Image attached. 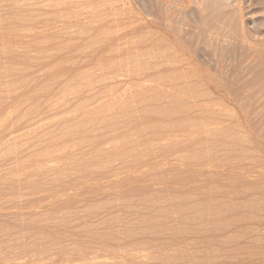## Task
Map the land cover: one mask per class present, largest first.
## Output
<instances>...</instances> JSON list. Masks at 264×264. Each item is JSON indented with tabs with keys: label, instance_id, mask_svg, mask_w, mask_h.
<instances>
[{
	"label": "rangeland",
	"instance_id": "374dc122",
	"mask_svg": "<svg viewBox=\"0 0 264 264\" xmlns=\"http://www.w3.org/2000/svg\"><path fill=\"white\" fill-rule=\"evenodd\" d=\"M259 2L0 0V264H264Z\"/></svg>",
	"mask_w": 264,
	"mask_h": 264
},
{
	"label": "bare ground",
	"instance_id": "6f19581e",
	"mask_svg": "<svg viewBox=\"0 0 264 264\" xmlns=\"http://www.w3.org/2000/svg\"><path fill=\"white\" fill-rule=\"evenodd\" d=\"M261 2H259V4L260 3H264V0H260ZM234 2H236V1H234ZM186 3V2H185ZM187 3H188V1H187ZM253 3H255V1H253ZM258 4V5H259ZM263 7V6H262ZM264 9V8H263ZM173 12V11H172ZM100 14V13H99ZM71 15V14H70ZM67 16H69V15H67ZM70 17H72V15L70 16ZM73 17H75V16H73ZM72 17V19H74ZM69 18V17H68ZM69 19H71V18H69ZM68 19V20H69ZM77 19V18H76ZM264 19V18H263ZM162 20V19H161ZM77 20H75V22H76ZM74 21H73V24L75 23ZM71 23V22H70ZM79 22H77V24H78ZM76 25V24H75ZM147 25V24H146ZM78 26V25H77ZM133 27H134V25H133ZM142 28V29H141ZM141 28H139L138 30H141V32H143V31H147V32H149V33H152V34H155L157 37H160V36H164V35H173V33H174V27L172 26V25H166V24H163V23H161V24H156V23H150V25L149 26H144V27H141ZM136 30V31H135ZM137 32V29H134L133 28V31H132V33L133 34H135ZM144 33V32H143ZM136 35V34H135ZM171 38V37H170ZM179 40L178 39H176V37H175V39L174 38H171V41L170 42H172V43H176V42H178ZM147 42V41H146ZM145 42V43H146ZM169 42V43H170ZM166 43H168V42H166ZM180 45V44H179ZM148 48V47H147ZM151 57V56H150ZM169 62V61H168ZM201 119V118H200ZM189 125H190V123H189Z\"/></svg>",
	"mask_w": 264,
	"mask_h": 264
}]
</instances>
